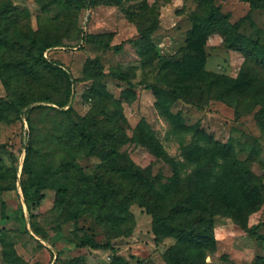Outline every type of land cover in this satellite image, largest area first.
Wrapping results in <instances>:
<instances>
[{"label":"rangeland","instance_id":"rangeland-1","mask_svg":"<svg viewBox=\"0 0 264 264\" xmlns=\"http://www.w3.org/2000/svg\"><path fill=\"white\" fill-rule=\"evenodd\" d=\"M79 1L83 6L80 9ZM255 1L259 5L256 10L250 9L248 0H0V4H12L27 15L30 39L34 37L38 45L42 27L61 29L59 37L64 42L48 49L44 57L66 71L71 81L66 106L44 102L46 96L64 101V88L57 79H43L41 65L26 62L23 53L30 40L23 48L11 44L8 53L0 51V170L12 166L11 155L16 157L18 169L16 188L0 192V228L5 227L0 229V264H53L57 257V264H112L118 260L124 264H170L165 256L175 239H157L152 216L138 204L129 207L134 228L127 237L108 241L92 218L86 216L79 221V225L90 228L97 240L110 242L114 250L78 247L83 233L76 231L72 222H64L61 211L55 209L54 190L46 189L42 194L31 190L33 198L28 208L20 182L26 148L34 140L37 153L31 162L35 169H57L64 158L58 143L62 124L66 123L64 110L72 107L70 115L74 120L90 118L96 124L93 127L100 129L121 107L129 137L138 124L146 122L168 155L181 160V142L190 143L191 135L174 133L157 110V93L138 83H155L172 91L176 84L164 82L170 73L165 65L177 61H201L208 74L236 78L244 65V55L225 47L220 33L211 34L202 47L204 56L195 57L197 52L191 44H199L201 32L195 24L196 15L203 13L200 8L205 6L218 8L224 18L218 28L229 36H234L236 30L264 46V0ZM121 44L122 49L116 51ZM92 59L100 62L105 74L97 71ZM116 72L122 73L124 80L111 75ZM201 101L205 104L202 110L184 100L176 101L170 110L180 114L186 125L200 124L217 141L231 145L239 159H251L254 171L264 178L262 106L236 111L222 101ZM27 102L31 103L24 106ZM34 107L42 108L31 113L35 127L32 134L27 110ZM124 150L138 164L153 163L155 172L171 174L170 166L145 148L126 145ZM101 162L99 156L81 152L75 165L93 176ZM3 202L9 219L1 216ZM262 222L264 205L248 217V227ZM33 223L40 234L34 232ZM259 233L262 237L251 235L234 219L218 215L214 221L216 248L207 255L206 264H257L264 257V226Z\"/></svg>","mask_w":264,"mask_h":264},{"label":"trees","instance_id":"trees-1","mask_svg":"<svg viewBox=\"0 0 264 264\" xmlns=\"http://www.w3.org/2000/svg\"><path fill=\"white\" fill-rule=\"evenodd\" d=\"M248 1L251 10L259 8L255 0ZM81 4L77 2V8L83 7ZM200 9L203 13L196 15L195 22L201 28L199 44H191L197 52L195 57L204 56L202 47L208 37L220 33L225 47L244 55V65L239 75L229 78L208 74L201 61H177L165 65L170 73L165 76L164 82L166 85L172 82L176 84L172 91L155 83H138L157 93V110L171 124L174 133L191 135L190 143L181 142V160L168 155L165 146L146 122L138 124L129 137L126 132L128 122L121 107L115 109L108 123H103L100 129L93 127L95 123L90 118L74 120L70 115L72 107L64 110L66 123L62 124L58 136L64 158L57 169H35L31 157L37 153V148L34 147V140L28 143L20 178L25 202L29 208L33 198L31 190H34V194H42L46 189L54 190L55 209L61 211L64 222H72L75 230L83 233L78 247L114 250L110 242L97 240L95 234L90 233V228L79 225V221L86 216L92 218L104 230L108 241L110 238L127 237L134 228L133 215L129 211L133 204H138L152 216L157 239H175L165 256L170 264H206L207 255L216 248L214 221L218 215L230 217L249 234L262 237L259 230L264 222L248 227V217L264 205V178L254 171L251 159H239L231 145L217 141L200 124L186 125L180 114L170 110L178 100L202 110L205 104L201 100L207 98L222 101L236 111H252L260 105V115H264V46L238 34L236 30L234 36H229L225 30L218 28L224 19L218 8L205 6ZM27 23L28 17L24 12L20 13L9 3L0 4V51L8 53L11 44L23 48L25 42L30 40L23 53L26 62L41 65L45 73L43 79H57L64 88V101L56 102L51 96H46L42 101L64 107L70 97V77L56 63L44 57L48 49L64 42L60 39L62 36L59 37L61 29L42 27L38 45L34 37L30 39L32 30ZM122 46H116L115 50L120 51ZM91 63L100 74H105L97 59H92ZM111 75L124 80L122 73ZM5 86L9 93V87L7 84ZM31 102L24 103V106ZM36 108L42 107L27 110L32 134L35 127L31 113ZM126 145L145 148L157 160L167 163L171 174L166 175L161 170L155 172L153 163L147 166L138 164L128 150L122 151ZM81 152L101 158L102 162L93 176H87L76 167L75 161ZM16 164V157L11 155L12 166L0 170V192L16 188ZM1 216L3 219L10 217L4 202ZM33 226L34 232L40 234L35 223ZM0 229L5 230V227ZM15 256L18 258L16 252ZM58 259L53 264H57ZM112 264L124 263L118 260ZM257 264H264V257Z\"/></svg>","mask_w":264,"mask_h":264}]
</instances>
